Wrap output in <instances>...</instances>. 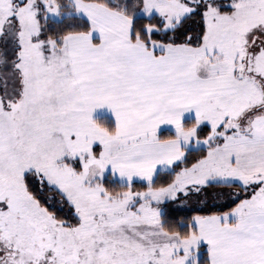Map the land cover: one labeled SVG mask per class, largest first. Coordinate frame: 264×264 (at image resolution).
Masks as SVG:
<instances>
[{
  "label": "snow or ice",
  "instance_id": "6c2138e0",
  "mask_svg": "<svg viewBox=\"0 0 264 264\" xmlns=\"http://www.w3.org/2000/svg\"><path fill=\"white\" fill-rule=\"evenodd\" d=\"M0 264H264V0H0Z\"/></svg>",
  "mask_w": 264,
  "mask_h": 264
}]
</instances>
